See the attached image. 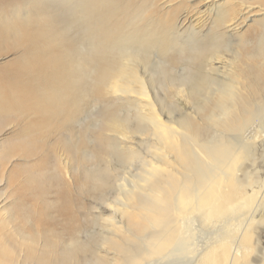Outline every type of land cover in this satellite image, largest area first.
<instances>
[{"label":"bare ground","instance_id":"bare-ground-1","mask_svg":"<svg viewBox=\"0 0 264 264\" xmlns=\"http://www.w3.org/2000/svg\"><path fill=\"white\" fill-rule=\"evenodd\" d=\"M234 1L227 3L228 6L222 0L199 2L205 12L216 14L236 32L257 13L250 0ZM33 3L36 10L33 12L32 8L33 13H27ZM2 4L9 10L2 8ZM153 5L146 7L149 8L146 14H140L138 8L139 11L128 13L119 0H5L0 3V38L12 35L25 45L23 55L18 58L23 65L9 79L18 81L11 82L7 90L0 88V110L29 113L34 115L36 124L44 127L55 124L60 134H71L76 142H81L83 128L78 130L77 125L86 100L95 102L98 97L113 96L136 109H132L135 114L123 118L107 107L103 129L114 134L102 130L104 137L99 134L97 141L108 140V147L125 152L122 154L127 159L142 155L141 144L155 148L152 150L155 155H149L150 160L145 156L147 166L137 184H127V180L118 183L122 203L106 199V205L98 207L100 215L111 213L106 220L112 231L103 237L104 248L96 251L95 260L82 258L84 264H241L253 246L252 238L257 231L254 224L264 208V187L260 190L249 183L248 191L240 183L257 151L259 139L264 138V116L259 107H253L259 96L254 88L250 89L255 93L248 92L255 94V98L234 91V79L230 83L211 80L212 74L203 73L202 68L214 44L211 47L207 43L189 44L184 49L182 45L187 43L177 36L191 20L189 11L175 26L165 21L167 27L163 28L161 18H155L156 12H151ZM22 8L23 15H20ZM259 11L264 15V8ZM259 20L257 23L264 27V16ZM260 46L258 51L244 55L248 61L259 62L260 68L254 72L247 67L248 75L254 73L259 83L264 80V43ZM184 53H189L188 77L196 80L192 85L194 91L190 92L196 95L208 88L210 91L197 111L184 110L173 119L157 108L160 101L147 82V73L152 64L149 63L153 59L151 54H155L159 58L158 68L151 79L171 82L174 80L170 73L172 66ZM211 55L210 59H218L220 65L226 66L223 57ZM210 65L213 71L221 72L222 66ZM246 79L251 80L247 76ZM214 84H217L213 88L216 95L212 96ZM135 115L137 119L133 118ZM256 117L259 124L253 126L252 134H245ZM133 119L144 124L136 122L137 126L133 127L129 123ZM201 121H212L215 132L205 133ZM234 131L242 134L241 140L231 134ZM69 138L67 135L66 139ZM66 158H62V170L69 175L67 164H70ZM97 179L101 187L112 183L106 171ZM3 199L0 198V210L5 205ZM124 227L133 229L129 236L139 242L136 247L122 238L113 239L117 235L113 233L122 232ZM30 236L21 234L22 240L12 250L5 239L0 247L4 254L0 264H83L77 258L79 243L71 244L69 252L60 253L58 245L49 239L39 248ZM106 243L110 246L105 247ZM116 249L125 254H119ZM11 252H18V257H9Z\"/></svg>","mask_w":264,"mask_h":264},{"label":"rangeland","instance_id":"rangeland-1","mask_svg":"<svg viewBox=\"0 0 264 264\" xmlns=\"http://www.w3.org/2000/svg\"><path fill=\"white\" fill-rule=\"evenodd\" d=\"M4 1L1 0L0 3ZM119 1L125 5L128 13H135L140 10V14H146L149 9L146 7L154 3L151 12H156L155 18H161L160 21L164 25H162L163 28L167 27L166 22H171L175 26L189 11L191 20L179 30L177 35L180 40L187 43L182 45V47L185 49L189 48L191 44L198 46L201 43H207L211 47L214 44L212 51L208 55L209 58L204 61L203 73L212 74L213 78L211 77L210 79L217 81V83H230L234 79L232 83L236 84V88L233 90L241 95L244 93L247 97L255 98V94L249 95L248 92V90L254 88L253 90L257 91L258 94L256 96L259 97H257L258 99L253 104V107L255 109L259 107L264 116V80H260L259 83L254 77V73L252 77L247 72L249 70L247 67L249 66L253 72L259 69V62L248 61L244 56L246 53L258 51L261 47L260 44L264 43V27L257 23L264 16L261 14L262 11H259L264 8V0H250L251 5L254 7V12L257 14L249 18L236 32L231 31L227 27L228 23L224 24L216 14L205 12L204 10L206 9L199 2L200 0ZM222 2L228 6L227 3L230 4L235 1L222 0ZM4 6L7 7L5 4L1 5L2 8ZM32 8L34 12L36 4H31L27 8V13H33ZM7 10H9L8 7ZM19 14L23 15V8L20 9ZM133 15L132 17L134 18L135 15ZM148 15H151V13ZM231 17L227 18V21ZM136 18L134 19L137 20ZM24 49L25 45H21L12 35L0 38V88L7 90L11 82L18 81L9 79L11 74L23 65L18 58L23 55L21 52ZM28 49H30V46ZM152 54L151 58L154 60L152 59L149 62L152 64H149L150 69L148 67L149 73L147 75L149 80L147 82L152 88L157 101H160L157 104L159 111H162L164 116L173 117V119L182 115L184 110L192 112L191 109L193 110L194 108V111H197L202 99L204 104L205 97H208L207 91H210V89L202 90L200 94H193L192 85H194L196 80L188 77V71H190L188 64L190 63L186 57L189 53L179 56L181 59L172 66L173 69L170 73L174 80H171V82L151 79V75L158 68L159 59L157 55ZM211 54H217L215 57H223L227 63L226 66L220 65L221 62L218 59H210ZM212 63L214 64L213 67H223H221L220 73L211 69L210 64ZM233 72L235 74L232 75ZM234 75H240L241 77L237 78L236 76L235 79ZM246 76L251 80H247ZM253 80L257 84L254 82L252 84L251 81ZM213 88H217V84L212 85V92L210 93L212 96L216 95ZM180 90H182V93ZM191 90H193L192 93L190 92ZM254 91L252 92L251 90L252 93H255ZM107 107H112L123 118L127 114L136 113L133 111L136 109H133L132 106L116 100L113 96L107 97V95H104V97H98L95 102L86 100L77 125L78 130L83 128L81 142H76L71 134H60L58 130H55V127H57L55 124H52V127L36 124L34 115H29V113L22 115L15 114L14 109L0 110V198H4L5 202V205L0 210V247L4 240L7 239L8 248L10 250L16 248L17 243L22 240L21 234L24 233L28 236L31 235L32 239H34L33 242L38 243V247L44 245V241L49 239L51 243L54 242L58 245L60 253L69 252L70 249L68 247L71 244L76 246L79 243L77 258H80V260H95L96 251L104 248L102 247L103 237L112 231L110 223L106 220L111 213L107 211L104 215H100L98 207L106 205V199H111L117 204L120 203L121 197L117 191L119 190L118 183L122 181L124 183L127 180V184H137L139 178L143 175V170L147 166L146 161L150 160L149 155L152 156L154 154L152 150H156L155 148L150 149L147 144H141L139 151L142 152V155L139 158L130 156L127 159L126 156H123V151H119V149H116L117 151L115 149L112 150V146L108 147V140L99 143L97 137L99 134L104 137L106 132L103 129L105 127L103 125L105 123L103 116H105ZM262 115L259 116L263 117ZM258 117L250 123L245 134H252L253 126L256 123L259 124ZM133 118L137 119L136 115ZM134 119L129 122L133 127H136L137 124H144V122ZM136 122L138 123L136 124ZM211 124H213L212 121L211 123L210 121L203 122V129L209 135L215 132L214 124ZM235 132H231V134L235 137L237 135V139L241 140L242 134L238 133L239 131ZM108 134L112 135L114 133ZM256 134L259 135L260 132H256ZM67 135L71 137L68 140L66 139ZM90 141L92 142L90 143ZM258 143L259 146L254 156L252 155L253 158L247 173L243 175L244 180L240 183L241 186H249L250 183L261 190L264 187V138L259 139ZM117 144L119 145L118 142ZM63 153L64 155H62ZM25 155L30 157L25 158ZM65 156H67L66 160L70 164H67L69 166L68 171H70L69 175H66L65 171L62 170V167H64L62 158ZM13 169L14 171L11 172ZM105 171L112 177V183L109 186L101 187L97 176L105 173ZM126 186L129 187V185ZM248 186L245 188L249 191L251 187ZM5 217L6 219L3 220ZM254 226L257 231L253 235L254 239L252 238L253 246L241 264H264V254L262 253L264 251V208L260 212ZM132 231V228L124 227L122 232L113 233L114 235L117 234L113 239L122 238L128 245L136 247L139 242L129 236ZM110 237L112 236L110 235ZM26 241H30V239L27 238ZM109 246V243L105 244V247ZM22 247L24 248L25 245ZM22 247L20 248L23 249ZM117 251L119 254H125L120 250ZM17 253L11 252L9 257L17 258ZM104 253L101 252L100 254L104 255ZM22 254H24V251H22ZM2 256L4 254L0 251V260ZM84 260L83 264L85 263Z\"/></svg>","mask_w":264,"mask_h":264}]
</instances>
